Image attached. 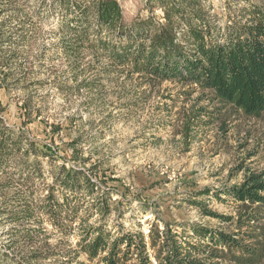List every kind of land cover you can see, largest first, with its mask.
<instances>
[{"label": "trees", "instance_id": "obj_1", "mask_svg": "<svg viewBox=\"0 0 264 264\" xmlns=\"http://www.w3.org/2000/svg\"><path fill=\"white\" fill-rule=\"evenodd\" d=\"M233 1L224 0L222 10L211 12L207 0H143L148 14L127 21L117 0H54L62 34L56 44L67 61H80V47H86L120 72L208 90L245 115L259 116L264 111V0H244L238 8ZM6 79L0 80L5 91ZM4 110L0 104V264H83L77 260L79 253L99 264H216L215 253L209 251L213 247L245 250L236 236L259 215L239 210L234 218L207 209L201 201L190 200L205 215L234 219L238 231L167 221L159 228L153 222L147 241L140 230L111 225L113 211L121 216L118 206L126 193L112 184L117 179L109 169L99 161L85 167L90 157L79 159L74 139L66 143L69 158L82 165L57 163L62 160L60 147L52 145L60 126L52 124L44 138L27 136L7 124ZM17 110L20 127L38 117L29 98ZM194 123L183 126L189 129ZM43 160L49 169L43 170ZM235 170L243 171L241 182L213 196L225 194L245 205L264 206V169L242 162ZM209 192L205 187L196 194ZM114 195L120 199H112ZM140 204L141 210L149 209L147 202ZM149 249L155 251L153 259Z\"/></svg>", "mask_w": 264, "mask_h": 264}, {"label": "rangeland", "instance_id": "obj_2", "mask_svg": "<svg viewBox=\"0 0 264 264\" xmlns=\"http://www.w3.org/2000/svg\"><path fill=\"white\" fill-rule=\"evenodd\" d=\"M53 1L1 0L0 80L7 79L2 82L6 91L0 88V104L5 108L2 115L7 124L27 136L41 138L46 137L45 130L48 133L52 124H58L60 129L52 145L61 150L62 160L57 163L82 165L69 158L71 148L66 143L76 140L79 159L90 157L85 167L99 161L117 179L112 184L126 193L118 206L121 216L113 211L109 223L140 230L147 241L153 222L159 228L167 221L238 231L234 219L221 221L205 215L190 200L234 218L239 210L257 213L259 219L242 226L236 236L253 254L227 247L209 251L215 253L216 264H264V206L245 205L225 194H220V199L213 196L222 187L241 182L243 171L235 170L240 163L264 169V111L248 116L215 99L208 90L128 75L103 56L93 57L86 47H80L77 57L81 60L76 63L61 58L56 44L62 36L57 29L61 17ZM117 1L127 21L149 12L143 0ZM223 2L207 0L211 12L222 10ZM244 3L234 0L233 7ZM153 13L159 15L160 10ZM25 98L31 100L38 117L20 127L17 106ZM199 109L200 115L193 118ZM191 120L195 123L185 129L183 124ZM42 162L43 170L49 169L48 161ZM205 187L210 189L209 194H196ZM112 199L120 197L114 195ZM141 202H147L149 209L141 210ZM172 227L178 232L183 229ZM69 240L74 245L76 237L72 235ZM149 252L153 259L155 251ZM77 260L99 264L83 253Z\"/></svg>", "mask_w": 264, "mask_h": 264}]
</instances>
